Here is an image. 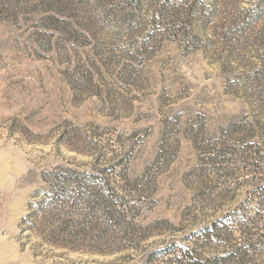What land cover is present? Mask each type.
Segmentation results:
<instances>
[{
    "label": "rangeland",
    "instance_id": "obj_1",
    "mask_svg": "<svg viewBox=\"0 0 264 264\" xmlns=\"http://www.w3.org/2000/svg\"><path fill=\"white\" fill-rule=\"evenodd\" d=\"M0 264H264V0H0Z\"/></svg>",
    "mask_w": 264,
    "mask_h": 264
},
{
    "label": "trees",
    "instance_id": "obj_2",
    "mask_svg": "<svg viewBox=\"0 0 264 264\" xmlns=\"http://www.w3.org/2000/svg\"><path fill=\"white\" fill-rule=\"evenodd\" d=\"M24 221H25V222H27V221H28V219H25Z\"/></svg>",
    "mask_w": 264,
    "mask_h": 264
}]
</instances>
